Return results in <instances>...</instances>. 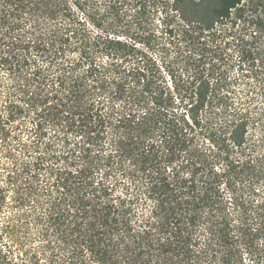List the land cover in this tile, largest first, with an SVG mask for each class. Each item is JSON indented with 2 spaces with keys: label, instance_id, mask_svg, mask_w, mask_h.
Returning <instances> with one entry per match:
<instances>
[{
  "label": "trees",
  "instance_id": "obj_1",
  "mask_svg": "<svg viewBox=\"0 0 264 264\" xmlns=\"http://www.w3.org/2000/svg\"><path fill=\"white\" fill-rule=\"evenodd\" d=\"M170 1L191 71L171 86L80 0H0V264H264V0ZM239 21L253 91L222 63Z\"/></svg>",
  "mask_w": 264,
  "mask_h": 264
},
{
  "label": "rangeland",
  "instance_id": "obj_2",
  "mask_svg": "<svg viewBox=\"0 0 264 264\" xmlns=\"http://www.w3.org/2000/svg\"><path fill=\"white\" fill-rule=\"evenodd\" d=\"M69 1L72 8L77 5V2H75L77 0ZM80 1L81 8L73 11L76 13L75 17L77 20L85 22L88 29L91 31L96 30L92 23H87L88 15L94 17L95 21L103 20L104 25L108 28L111 27L113 29H117L116 27H118V31H121V35H123L126 40L130 43H136V52L141 57L139 60L142 59L141 62L151 67L154 72H157L158 74L161 73L163 75L161 77L167 78L169 81L167 84L169 86H171V81L168 76L169 74L171 75L170 71L173 72L181 83L186 80L190 70H188L189 68H187L188 66L185 64V55L182 53V49H180L178 38H176V40L171 39L163 31V29L168 26L169 28H177L180 25L179 23H181L179 16L174 17V15L178 14L173 10V1H170L169 8H167V4H162L163 0H148V15L140 19H135L134 14L136 9L131 4L129 6H122V11L127 13V16L116 17L114 16L115 13L112 12V9H110L112 5L108 0ZM166 15H168V17ZM230 25L231 24L228 23V26ZM255 30L256 26L253 25V23L248 21H246V23H244V21H239L234 28L226 31L218 42L221 43L220 45L222 47V51L224 52L222 55L225 54L222 58V63L228 68L231 83L239 92L246 91L248 89L253 91L254 87L258 86V84L256 85L257 81L254 79L252 81V78H250L251 82L248 85L245 80H239L236 83L233 81L235 78L241 77L242 71L238 64L234 62V58L236 56L235 52H237V49L231 46L232 38L229 36V33L235 34L240 39L247 41L251 37V31L253 33ZM232 56H234V58ZM138 58L139 57L134 58L131 55V57H128L127 60L129 62H135ZM0 72V77L5 82L4 91H9V87H12V80L9 76H7V71L5 72V70H3ZM249 96L255 97L253 104L252 101H249L250 106L253 108L258 109L259 106L264 103V94L261 95V93H257V91H255ZM259 111L260 110H258V112ZM30 121L31 118L26 117V123L29 124ZM48 131L50 133V130ZM254 131L258 132V136L261 133L259 127H255ZM51 134H53V132H51ZM22 137L26 138L27 136L26 134H23ZM48 137L51 138V136Z\"/></svg>",
  "mask_w": 264,
  "mask_h": 264
}]
</instances>
